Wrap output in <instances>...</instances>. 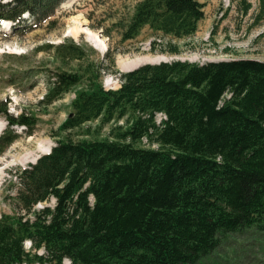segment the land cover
I'll return each mask as SVG.
<instances>
[{
	"label": "trees",
	"instance_id": "trees-1",
	"mask_svg": "<svg viewBox=\"0 0 264 264\" xmlns=\"http://www.w3.org/2000/svg\"><path fill=\"white\" fill-rule=\"evenodd\" d=\"M64 1L0 0V22L20 33L46 21L50 27ZM238 1L246 13L250 3ZM259 6L264 14V0ZM202 7L197 0H139L121 39L145 26L190 36ZM36 50L64 66L76 62L42 69L40 105L83 84L58 130L114 122L113 138L59 139L9 172L13 212L0 213V264H196L224 234L264 228V61L147 62L115 70L119 86L106 88L105 62L115 66L109 49L97 59L86 42L65 38ZM166 50L179 52L174 44ZM0 115L1 155L18 137L14 127L31 135L37 118L2 104ZM142 140L147 146L135 145Z\"/></svg>",
	"mask_w": 264,
	"mask_h": 264
},
{
	"label": "rangeland",
	"instance_id": "rangeland-1",
	"mask_svg": "<svg viewBox=\"0 0 264 264\" xmlns=\"http://www.w3.org/2000/svg\"><path fill=\"white\" fill-rule=\"evenodd\" d=\"M138 1L65 0L49 18L54 24L48 27L46 21L22 33L13 31L8 21L0 23V104L6 105L10 114L33 113L37 118L31 135L24 132L23 127L15 126L17 139L0 155V213L13 212L12 202L6 196L9 172L34 161L43 154L40 151L47 152L59 139L113 138L110 129L114 122L100 126L99 120H95L67 132L58 130L70 111L74 92L83 84L76 85L50 105H40L39 100L46 90L42 69L73 68L76 62L64 66L52 52L36 50L39 45L73 38L92 46L97 51L92 57L97 59L109 49L114 54L115 66L109 68V62H105V70L110 69L102 79L106 88L119 86L115 70L126 71L155 60L204 63L243 58L264 61V14H260L259 0H247L250 8L246 13L242 12L238 0H218L217 13L212 20L203 16L196 32L187 37L164 35L145 26L136 37L122 40L124 25ZM76 15H81V19L71 18ZM92 34L99 35L105 42L103 52L92 45ZM171 44L177 45L178 53L166 50ZM160 117L161 114H157V118ZM5 127L6 120L0 115V134ZM135 145L147 146V141ZM52 203L53 200L47 202ZM42 204H37L36 208ZM24 246L29 249L30 242H25ZM196 264H264V228L250 227L224 234L217 248Z\"/></svg>",
	"mask_w": 264,
	"mask_h": 264
},
{
	"label": "crops",
	"instance_id": "crops-1",
	"mask_svg": "<svg viewBox=\"0 0 264 264\" xmlns=\"http://www.w3.org/2000/svg\"><path fill=\"white\" fill-rule=\"evenodd\" d=\"M203 7L204 17L206 20H212L213 16L217 13V2L218 0H197Z\"/></svg>",
	"mask_w": 264,
	"mask_h": 264
},
{
	"label": "bare ground",
	"instance_id": "bare-ground-1",
	"mask_svg": "<svg viewBox=\"0 0 264 264\" xmlns=\"http://www.w3.org/2000/svg\"><path fill=\"white\" fill-rule=\"evenodd\" d=\"M227 1V0H226ZM72 19H76V20H79V19H81V15H76V16H73V17H71ZM4 22H6L5 20H3ZM9 22V21H8ZM7 25V24H6ZM91 38V41L93 42H95L96 43V47H99V46H104L105 47V42L103 41V39H100V37H99V35H97V34H92V37H90ZM163 60V59H162ZM154 62H157V60H155ZM49 151V150H48ZM47 151V152H48ZM40 152H42V153H45V151H40ZM26 242H29V241H26ZM64 264H69L68 263V260H64V262H63Z\"/></svg>",
	"mask_w": 264,
	"mask_h": 264
},
{
	"label": "water",
	"instance_id": "water-1",
	"mask_svg": "<svg viewBox=\"0 0 264 264\" xmlns=\"http://www.w3.org/2000/svg\"><path fill=\"white\" fill-rule=\"evenodd\" d=\"M91 41V40H90ZM91 43H92V45L95 47V48H97V49H99L100 51H102L103 52V50H105L106 49V46L104 47V46H99V47H96V43L95 42H92L91 41ZM180 60H182V59H180ZM163 61H167V60H163ZM150 63H158V62H150ZM50 150V149H49ZM49 152V151H48ZM45 153H47V152H45ZM36 160V159H35ZM34 160V161H35ZM34 161H31V162H34ZM68 260V259H67ZM69 261V260H68ZM69 264H70V261H69Z\"/></svg>",
	"mask_w": 264,
	"mask_h": 264
}]
</instances>
